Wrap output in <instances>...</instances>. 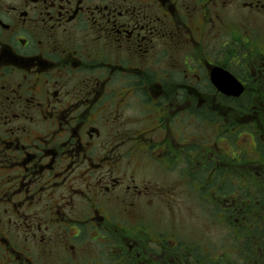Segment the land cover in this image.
<instances>
[{
  "label": "flooded vegetation",
  "instance_id": "af4514ba",
  "mask_svg": "<svg viewBox=\"0 0 264 264\" xmlns=\"http://www.w3.org/2000/svg\"><path fill=\"white\" fill-rule=\"evenodd\" d=\"M183 191L264 215V0H0V264L222 260Z\"/></svg>",
  "mask_w": 264,
  "mask_h": 264
},
{
  "label": "rangeland",
  "instance_id": "374dc122",
  "mask_svg": "<svg viewBox=\"0 0 264 264\" xmlns=\"http://www.w3.org/2000/svg\"><path fill=\"white\" fill-rule=\"evenodd\" d=\"M194 128V133L199 134L202 130L199 123L194 125ZM194 138L197 137L195 136ZM242 138L246 139L248 137L243 135L241 139ZM245 139L243 141H245ZM248 142L250 141L248 140ZM238 143L240 144V141H238ZM242 182L243 185L251 186L249 183ZM183 192V217L179 216L180 221H183L181 223L182 228L180 229L181 238L183 240L189 238V240L197 246L200 255L202 252L205 254L206 252H209L207 255L211 259H217L223 256L233 260V257L238 255V252L236 251L238 239L239 241H243V237L246 235L244 234L242 236L239 233L235 234L233 227L226 228L215 225L212 219L213 217L210 215L211 212L206 210L201 198L199 199L194 192L193 197L191 196L190 199H186V192ZM252 217L257 219V221L262 220V223H264V215H257L253 212ZM163 219H166V217H163ZM254 240L261 239H257L256 236L255 239L253 238V242ZM253 242L252 244L255 247Z\"/></svg>",
  "mask_w": 264,
  "mask_h": 264
},
{
  "label": "trees",
  "instance_id": "16d2710c",
  "mask_svg": "<svg viewBox=\"0 0 264 264\" xmlns=\"http://www.w3.org/2000/svg\"><path fill=\"white\" fill-rule=\"evenodd\" d=\"M250 192H254V191L248 188L242 189V194L244 197H246L245 199L242 200V205L249 206L250 204L254 203L253 201L247 200L251 197ZM262 200L263 199H258V201H262ZM242 218L245 219H243L240 222V224L236 226L238 228L237 233H239L242 236L245 234L246 236L243 237V241H239V239L237 238L238 242L236 246L237 249L236 251L238 252V255L233 257V260H230L227 257L222 256V260L219 259L213 261L211 260L208 262L206 261L204 262V264H256L257 262L256 260H258L257 264H264V260L258 257L262 255H260L258 251H255L253 249V244H252L253 238L255 239V237L257 236V239H261V240H254L253 243H255L256 241L261 243L259 246L261 250L264 251V223H262V220L257 221V219L253 218L249 214L246 215L243 214ZM193 256L194 258L201 257L197 247H194ZM262 257H264V254ZM193 264H196V260L193 262Z\"/></svg>",
  "mask_w": 264,
  "mask_h": 264
},
{
  "label": "water",
  "instance_id": "95a60500",
  "mask_svg": "<svg viewBox=\"0 0 264 264\" xmlns=\"http://www.w3.org/2000/svg\"><path fill=\"white\" fill-rule=\"evenodd\" d=\"M224 89V88H223ZM233 89H235V93H234V95H240V93H242L243 92V88L242 87H240V86H235V87H233ZM224 92H228L226 89H224ZM230 94V93H229Z\"/></svg>",
  "mask_w": 264,
  "mask_h": 264
}]
</instances>
